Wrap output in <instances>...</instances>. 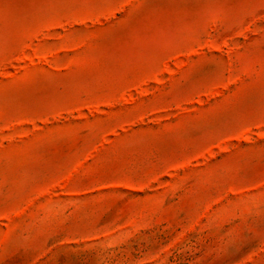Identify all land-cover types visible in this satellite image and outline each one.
I'll list each match as a JSON object with an SVG mask.
<instances>
[{
  "label": "rangeland",
  "instance_id": "obj_1",
  "mask_svg": "<svg viewBox=\"0 0 264 264\" xmlns=\"http://www.w3.org/2000/svg\"><path fill=\"white\" fill-rule=\"evenodd\" d=\"M0 264H264V0H0Z\"/></svg>",
  "mask_w": 264,
  "mask_h": 264
}]
</instances>
